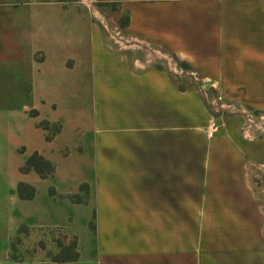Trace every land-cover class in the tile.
I'll return each instance as SVG.
<instances>
[{
  "label": "crops",
  "instance_id": "1",
  "mask_svg": "<svg viewBox=\"0 0 264 264\" xmlns=\"http://www.w3.org/2000/svg\"><path fill=\"white\" fill-rule=\"evenodd\" d=\"M99 1L0 0V264H264V0ZM21 227L76 258L12 256Z\"/></svg>",
  "mask_w": 264,
  "mask_h": 264
},
{
  "label": "rangeland",
  "instance_id": "2",
  "mask_svg": "<svg viewBox=\"0 0 264 264\" xmlns=\"http://www.w3.org/2000/svg\"><path fill=\"white\" fill-rule=\"evenodd\" d=\"M84 1L87 2L92 15H99V13L116 7L112 3L99 0ZM108 30L113 33L110 27ZM136 50L140 56L148 55L150 51L144 47ZM152 61H164L172 70L175 72L177 70L180 73V68H177L174 59L161 56ZM11 255L14 257L45 256L53 259H69L74 255V243L72 238H68L60 230H32L21 227L11 241Z\"/></svg>",
  "mask_w": 264,
  "mask_h": 264
},
{
  "label": "built area",
  "instance_id": "3",
  "mask_svg": "<svg viewBox=\"0 0 264 264\" xmlns=\"http://www.w3.org/2000/svg\"><path fill=\"white\" fill-rule=\"evenodd\" d=\"M211 110L212 114L217 117L222 116L225 112H241L239 108H236V106L223 102L221 97H217L212 101ZM240 114L242 118H244L243 130H247L248 128L250 129V132L247 135L249 139L254 138L259 133L264 131V114L255 113L251 110H244ZM218 128L219 125L216 121L208 124L206 127L208 136H212L218 130Z\"/></svg>",
  "mask_w": 264,
  "mask_h": 264
},
{
  "label": "trees",
  "instance_id": "4",
  "mask_svg": "<svg viewBox=\"0 0 264 264\" xmlns=\"http://www.w3.org/2000/svg\"><path fill=\"white\" fill-rule=\"evenodd\" d=\"M44 127H47V124H43ZM53 165L48 162L47 160H45L39 153L34 152L32 153L26 161V164L21 167V171H29V170H34L36 171L41 177H48L51 176L53 174ZM81 190H84L85 192L87 191V186L86 185H81ZM50 193L53 194V189H50ZM19 195L21 197H31L32 196V190L29 189L28 193L25 195L24 193H22L21 191V187L19 186ZM75 200H77L75 198ZM81 200V199H79ZM73 239V238H72ZM73 243H74V255L69 258V259H53L54 261H65V260H73L76 258L77 256V245H76V241L75 239H73Z\"/></svg>",
  "mask_w": 264,
  "mask_h": 264
}]
</instances>
